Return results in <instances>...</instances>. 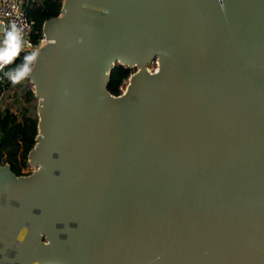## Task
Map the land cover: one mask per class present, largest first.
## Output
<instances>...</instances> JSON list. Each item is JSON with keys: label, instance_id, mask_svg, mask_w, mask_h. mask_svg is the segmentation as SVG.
<instances>
[{"label": "water", "instance_id": "obj_1", "mask_svg": "<svg viewBox=\"0 0 264 264\" xmlns=\"http://www.w3.org/2000/svg\"><path fill=\"white\" fill-rule=\"evenodd\" d=\"M42 32L0 264H264V0H63Z\"/></svg>", "mask_w": 264, "mask_h": 264}, {"label": "trees", "instance_id": "obj_2", "mask_svg": "<svg viewBox=\"0 0 264 264\" xmlns=\"http://www.w3.org/2000/svg\"><path fill=\"white\" fill-rule=\"evenodd\" d=\"M62 1L30 0L27 3L26 14L35 21L34 30H36V33L32 35L33 41H37L42 34L44 21L59 14ZM32 63L33 52H26L9 64L5 68L7 81L4 88L9 83L24 77L22 70L29 68ZM130 74V68L120 64L114 65L109 72V78L106 83L107 90L113 95L120 94V86ZM2 87L0 85V93ZM28 94L30 96L34 95L33 90H29ZM37 122V116L23 114L18 118L8 109L0 110V163L8 164L10 170L17 176L23 175L21 170L28 164V154L35 144L38 132Z\"/></svg>", "mask_w": 264, "mask_h": 264}, {"label": "built area", "instance_id": "obj_3", "mask_svg": "<svg viewBox=\"0 0 264 264\" xmlns=\"http://www.w3.org/2000/svg\"><path fill=\"white\" fill-rule=\"evenodd\" d=\"M29 1L0 0V24L2 25L0 29V85L3 86L1 92L7 81L5 68L21 54L34 52L47 42L43 32L37 41L32 39L36 30H34V19L26 14V5Z\"/></svg>", "mask_w": 264, "mask_h": 264}, {"label": "rangeland", "instance_id": "obj_4", "mask_svg": "<svg viewBox=\"0 0 264 264\" xmlns=\"http://www.w3.org/2000/svg\"><path fill=\"white\" fill-rule=\"evenodd\" d=\"M119 64L115 62L114 65ZM124 67L130 68L131 73L135 72L138 67L136 66H126ZM146 67L150 71H154L157 68V57H154L152 61H150ZM128 82V78L125 79L120 86L121 92L124 91ZM33 90V86L30 80L27 77H21L17 81H13L9 83L3 91L0 93V110L8 109L10 112L14 113L18 118H20L23 114H29L32 116H37V106H38V98L35 95H29L28 91ZM0 165H6L0 163ZM8 165V164H7ZM37 166L30 163L22 168V176L28 175L35 171Z\"/></svg>", "mask_w": 264, "mask_h": 264}, {"label": "bare ground", "instance_id": "obj_5", "mask_svg": "<svg viewBox=\"0 0 264 264\" xmlns=\"http://www.w3.org/2000/svg\"><path fill=\"white\" fill-rule=\"evenodd\" d=\"M131 66H136V67H138V65H136V64H133V65H131Z\"/></svg>", "mask_w": 264, "mask_h": 264}]
</instances>
